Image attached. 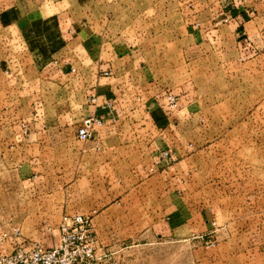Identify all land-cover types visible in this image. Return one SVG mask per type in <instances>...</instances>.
I'll return each mask as SVG.
<instances>
[{
  "label": "crops",
  "instance_id": "0c3cea01",
  "mask_svg": "<svg viewBox=\"0 0 264 264\" xmlns=\"http://www.w3.org/2000/svg\"><path fill=\"white\" fill-rule=\"evenodd\" d=\"M20 1L0 0V5L18 6ZM25 1L31 6L48 2ZM189 4L193 18L195 10L200 12L195 15L197 19L188 22L180 37L175 32V23L172 24L174 17L169 20L173 32L162 34L161 28L152 27V22L161 25L167 22L162 21L165 14L159 11L140 15L142 27H138L137 33L127 31L125 27H131L130 24L118 30L115 18L107 16L91 21L79 19L73 41L77 40L80 58L70 65L58 59L54 74L41 79L47 83L46 88L42 84L38 101L41 107L28 106L22 118H17L20 106L2 110L0 103V225L20 227L25 242H45L51 234L56 242L62 212L92 213L100 243L104 246L103 242H113L118 236L117 221H130L126 195L148 192L151 187L142 184L164 174L166 162L159 160L158 152L164 145H178V130L184 116H177L184 109L188 115L192 109L187 105L188 109L165 106L164 94L171 89L164 86V76L148 56L178 52L196 57L192 61L202 59L205 65H212L207 60L209 56L225 53L226 37L232 36L237 39L238 53L251 57L258 48H264V44L257 43L264 37V0H191ZM40 11L15 13L11 20L5 12L0 14V23L6 27L11 22L13 29L26 33L30 31L27 27L40 16L42 22L56 17L60 22L59 14L38 15ZM100 22L107 25L101 26ZM205 24L206 28L213 26L212 34L205 31ZM57 28H53L54 33L62 30L61 23ZM227 31L229 36L225 34ZM156 37H167L168 43H155ZM71 66L75 68L73 71ZM104 70L109 74L105 75ZM14 78L21 80L22 75L17 71ZM8 94L0 88V100ZM12 96L22 99L19 95ZM91 115L100 117L102 123L94 126L90 138L79 139L77 128ZM172 162L170 167L176 163ZM156 167L160 170L158 174H154ZM6 177L8 185L3 179ZM137 181L139 184L131 186L130 182ZM84 182L88 184L83 186ZM85 194L101 199L106 196L109 203L79 204L77 195ZM118 197L122 204L113 202ZM237 238L234 257L241 258V264H249L246 259L254 257L264 259L261 241L248 242L244 234ZM254 242L255 250H251Z\"/></svg>",
  "mask_w": 264,
  "mask_h": 264
},
{
  "label": "rangeland",
  "instance_id": "374dc122",
  "mask_svg": "<svg viewBox=\"0 0 264 264\" xmlns=\"http://www.w3.org/2000/svg\"><path fill=\"white\" fill-rule=\"evenodd\" d=\"M47 1L41 6H31L25 0L18 6L0 5V14L7 12L10 20L15 13L31 9H41L38 15H60V22L56 17L48 23L42 22L40 16L27 27L31 32L26 33L13 29L11 22L6 27L0 23V88L9 92L0 103L2 110L20 106L17 118H22L28 106L41 107L38 101L42 84L47 87L41 79L54 74L58 59L70 65L80 58L77 40L73 41L79 19L91 21L107 16L115 18L118 30L130 24L131 27H125L127 31L137 33L138 27H142L138 17L159 11L165 14L162 21L167 22H152V27L161 28L162 34L173 32L169 20L174 17L172 24L175 23L180 37L188 22L197 19L195 15L200 12L195 10L192 17L191 0ZM203 14L209 16L208 12ZM58 23L62 30L54 33ZM206 26L205 31L212 34L213 26ZM21 28L25 29V25ZM225 34L229 36L228 31ZM168 40L153 39L160 45ZM257 43L264 44V37ZM224 44L223 55H210L207 59L212 65H205L202 59L192 61L196 57L178 52L148 56L164 76V86L178 94V108L187 105L192 111L188 110L187 115L184 109L177 116H184L178 130V145H164L175 157L173 167V162L167 161L163 175L143 183L151 187L148 192L126 195L130 221H117L119 225L115 227L117 235L124 238L116 236L113 242H103L107 254L101 258V264H241L243 260L234 257L240 234L248 242L261 241L264 247V48H258L257 54L250 57L238 53L233 36L226 37ZM17 71L21 80L14 78ZM159 172L156 167L154 174ZM3 179L8 185L9 178ZM130 183L133 186L139 181ZM87 184L84 182L83 186ZM119 197L113 200L115 204H122ZM108 199L93 194L77 195L79 204ZM53 238L49 235L44 244H54ZM97 239L102 245L98 236ZM244 245L249 249L247 242ZM255 245L254 242L250 249L255 250ZM246 260L249 264H264L259 257Z\"/></svg>",
  "mask_w": 264,
  "mask_h": 264
},
{
  "label": "built area",
  "instance_id": "2783aa9c",
  "mask_svg": "<svg viewBox=\"0 0 264 264\" xmlns=\"http://www.w3.org/2000/svg\"><path fill=\"white\" fill-rule=\"evenodd\" d=\"M75 68L70 67L73 71ZM108 75L109 72L104 70ZM164 103L168 109L179 106V96L173 90L164 94ZM100 117L88 116L77 128V137L87 139L92 135L96 124H101ZM159 160L173 159L171 151L161 148ZM153 170V167H150ZM58 240L52 245H45L39 240L25 242L21 229L17 225H0V264H101V258L107 253L100 245L90 215L80 212H63L59 218Z\"/></svg>",
  "mask_w": 264,
  "mask_h": 264
}]
</instances>
